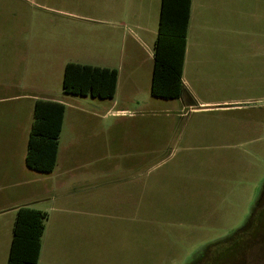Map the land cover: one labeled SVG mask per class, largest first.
I'll return each instance as SVG.
<instances>
[{
    "label": "rangeland",
    "instance_id": "obj_1",
    "mask_svg": "<svg viewBox=\"0 0 264 264\" xmlns=\"http://www.w3.org/2000/svg\"><path fill=\"white\" fill-rule=\"evenodd\" d=\"M228 1L209 24L192 21L191 96L165 100L151 95L161 0H0V75L29 77L43 95L64 98L63 140L72 121L105 131L137 123L109 129L128 133L126 152L104 146L85 160L102 193L132 180L135 220H113L118 237L74 244L65 264H194L247 224L264 191V106H251L264 103V0ZM68 63L117 69L120 105L65 95ZM8 227L0 222V264ZM262 259L255 249L247 263Z\"/></svg>",
    "mask_w": 264,
    "mask_h": 264
},
{
    "label": "crops",
    "instance_id": "obj_2",
    "mask_svg": "<svg viewBox=\"0 0 264 264\" xmlns=\"http://www.w3.org/2000/svg\"><path fill=\"white\" fill-rule=\"evenodd\" d=\"M228 2L192 0L183 70V84L189 94L194 85V81L188 76L190 66L188 67L187 61L192 21L199 23L201 20L202 25L209 24L212 13L224 11ZM130 60L134 62L135 58L131 57ZM190 63L191 66L194 65V70L196 65L202 64L200 58L196 57ZM120 87L119 74L117 92L113 99L116 107L120 105ZM42 90L41 86L31 84L29 77L21 78L18 74L0 75V222L7 221L8 231H12L16 214L21 207L47 213L39 264H65L74 255V244L80 246L82 241L98 239L100 234L106 238L118 237L114 221L128 223L135 220L136 190L129 187L132 180L127 179L124 186L112 183L105 188L106 193H102L104 188H100L101 185L91 186L94 181L101 179L100 174L90 172L85 160L92 153H105L114 147L117 153H122V150L126 152L131 141L124 138L127 141L124 144L122 137H126L128 133H116L109 129L128 128L137 123L118 121L105 131L103 127L90 121H72L67 124L70 130L63 140L68 106L64 98L57 100L45 96ZM39 100L60 102L67 108L57 166L49 175L29 170L25 162L34 107ZM126 112L128 111L121 109L117 114L124 115Z\"/></svg>",
    "mask_w": 264,
    "mask_h": 264
},
{
    "label": "trees",
    "instance_id": "obj_3",
    "mask_svg": "<svg viewBox=\"0 0 264 264\" xmlns=\"http://www.w3.org/2000/svg\"><path fill=\"white\" fill-rule=\"evenodd\" d=\"M191 5L192 0H161L153 54L154 98L179 100L191 96L183 84ZM118 78L115 68L68 63L62 88L68 96L113 100ZM66 109L56 101L36 102L25 160L29 170L48 175L54 172ZM47 219L45 212L29 207L18 209L7 264H39ZM217 246L218 252L210 255L206 251L194 264H251L247 258L255 249L264 257V191L243 229ZM261 263L264 264V259Z\"/></svg>",
    "mask_w": 264,
    "mask_h": 264
},
{
    "label": "water",
    "instance_id": "obj_4",
    "mask_svg": "<svg viewBox=\"0 0 264 264\" xmlns=\"http://www.w3.org/2000/svg\"><path fill=\"white\" fill-rule=\"evenodd\" d=\"M251 106H261V107H263V106H264V103H260V104H253V105H251Z\"/></svg>",
    "mask_w": 264,
    "mask_h": 264
}]
</instances>
